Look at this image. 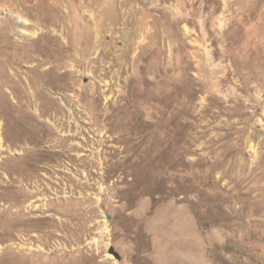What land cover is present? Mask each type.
Wrapping results in <instances>:
<instances>
[{"label": "rangeland", "instance_id": "1", "mask_svg": "<svg viewBox=\"0 0 264 264\" xmlns=\"http://www.w3.org/2000/svg\"><path fill=\"white\" fill-rule=\"evenodd\" d=\"M0 264H264V0H0Z\"/></svg>", "mask_w": 264, "mask_h": 264}]
</instances>
